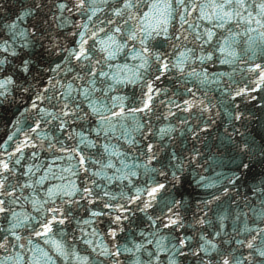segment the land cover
I'll use <instances>...</instances> for the list:
<instances>
[{"label":"snow or ice","instance_id":"obj_1","mask_svg":"<svg viewBox=\"0 0 264 264\" xmlns=\"http://www.w3.org/2000/svg\"><path fill=\"white\" fill-rule=\"evenodd\" d=\"M0 128V264H264V0H0Z\"/></svg>","mask_w":264,"mask_h":264},{"label":"water","instance_id":"obj_2","mask_svg":"<svg viewBox=\"0 0 264 264\" xmlns=\"http://www.w3.org/2000/svg\"><path fill=\"white\" fill-rule=\"evenodd\" d=\"M218 70H221V71H231V69H229L227 66H223V67L218 66ZM235 78H236L237 80H241V76H240V73H239V72L236 73ZM2 132H3V129L0 128V134H2ZM217 171H221V170H220V169H217ZM204 174H205L206 176L210 177V178H216V177H215V172H213L211 169H209V170H208L207 172H205Z\"/></svg>","mask_w":264,"mask_h":264}]
</instances>
